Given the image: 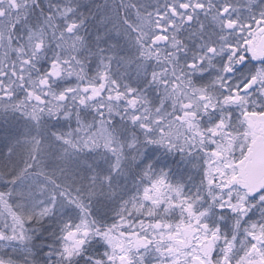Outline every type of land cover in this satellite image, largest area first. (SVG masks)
<instances>
[{"label": "snow or ice", "instance_id": "1", "mask_svg": "<svg viewBox=\"0 0 264 264\" xmlns=\"http://www.w3.org/2000/svg\"><path fill=\"white\" fill-rule=\"evenodd\" d=\"M0 264H264V0H0Z\"/></svg>", "mask_w": 264, "mask_h": 264}]
</instances>
